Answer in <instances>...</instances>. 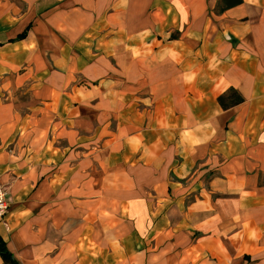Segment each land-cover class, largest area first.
<instances>
[{
	"label": "crops",
	"instance_id": "obj_1",
	"mask_svg": "<svg viewBox=\"0 0 264 264\" xmlns=\"http://www.w3.org/2000/svg\"><path fill=\"white\" fill-rule=\"evenodd\" d=\"M220 1L0 0L18 264H264V0Z\"/></svg>",
	"mask_w": 264,
	"mask_h": 264
},
{
	"label": "trees",
	"instance_id": "obj_2",
	"mask_svg": "<svg viewBox=\"0 0 264 264\" xmlns=\"http://www.w3.org/2000/svg\"><path fill=\"white\" fill-rule=\"evenodd\" d=\"M243 0H221L217 5L218 13L237 7L243 4ZM243 98L236 92L231 90L228 94L220 97L219 102L224 109H229L243 103ZM0 255L8 264H18L13 255L7 250L6 244L0 239Z\"/></svg>",
	"mask_w": 264,
	"mask_h": 264
},
{
	"label": "built area",
	"instance_id": "obj_3",
	"mask_svg": "<svg viewBox=\"0 0 264 264\" xmlns=\"http://www.w3.org/2000/svg\"><path fill=\"white\" fill-rule=\"evenodd\" d=\"M8 193L4 186L0 185V224L5 222L9 212Z\"/></svg>",
	"mask_w": 264,
	"mask_h": 264
}]
</instances>
